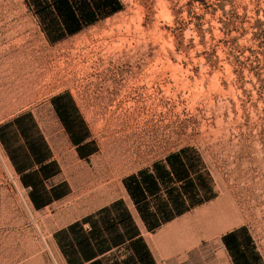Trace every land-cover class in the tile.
<instances>
[{
  "label": "rangeland",
  "instance_id": "rangeland-1",
  "mask_svg": "<svg viewBox=\"0 0 264 264\" xmlns=\"http://www.w3.org/2000/svg\"><path fill=\"white\" fill-rule=\"evenodd\" d=\"M120 1L63 35L47 32L33 0H0V124L33 115L62 167L56 182L72 183L66 200L34 211L0 145V258L57 264L59 213L90 215L125 195L127 176L186 151L206 200L175 240L219 242L245 227L264 264V0ZM57 97L73 103L70 133L90 157Z\"/></svg>",
  "mask_w": 264,
  "mask_h": 264
},
{
  "label": "crops",
  "instance_id": "crops-1",
  "mask_svg": "<svg viewBox=\"0 0 264 264\" xmlns=\"http://www.w3.org/2000/svg\"><path fill=\"white\" fill-rule=\"evenodd\" d=\"M68 1L69 8L76 14V25L88 27L89 19H96L97 23L116 14L108 16L109 7L98 8L97 0H88V13L79 17L78 4ZM33 2L48 28L47 32L69 34L55 6L50 8L52 13L46 15L48 9L40 12V0ZM53 101V109L69 131L67 133L80 157H90L86 140L70 133L76 112L69 114V99L59 103ZM21 127L28 130L26 137L21 136ZM0 129H4L0 145L19 176L21 186L29 189L27 199L31 208L43 212L66 200L71 195L72 183L66 177V180L56 182L57 178L64 176L62 167L35 117L29 113L19 115L1 123ZM188 164L181 152L170 154L127 176L123 180L125 195L98 211L74 218L67 212L59 213L52 221L50 234L57 264H263L245 227L224 233L219 242L204 244L175 240L181 239L178 235L184 229L178 220L205 203L189 206V181L194 179ZM195 186L198 189L197 184ZM193 230L203 235L204 231L199 232L197 227ZM0 264H29V261L24 258L13 260L10 254L8 258H0Z\"/></svg>",
  "mask_w": 264,
  "mask_h": 264
},
{
  "label": "trees",
  "instance_id": "trees-1",
  "mask_svg": "<svg viewBox=\"0 0 264 264\" xmlns=\"http://www.w3.org/2000/svg\"><path fill=\"white\" fill-rule=\"evenodd\" d=\"M95 1V0H92ZM73 3L78 4V12L79 17H81L82 14L88 13L87 9L89 7L88 0H72ZM95 4L99 7L107 8L109 7V11L106 13L108 16H111L112 14H115L123 9L121 3L119 0H97L95 1ZM52 6H55L58 10L59 15L61 16V20L64 24V26L67 27L69 34H76L81 29L84 28V26L76 25V14L75 12L69 8V1L68 0H40V12H45L48 9V13L46 15H50L52 12L50 11V8ZM83 16V15H82ZM96 19H89L87 21V25H94L96 24ZM69 28V29H68ZM61 37V36H60ZM78 144V141L75 143ZM186 151H181V154H186ZM189 165V171L191 173L190 164ZM195 172V170H194ZM196 174V173H195ZM196 180L190 179L189 181V206L192 208L193 206L202 204L206 198H205V184L204 179L197 175ZM197 184V187L195 186ZM202 194V195H201Z\"/></svg>",
  "mask_w": 264,
  "mask_h": 264
},
{
  "label": "snow or ice",
  "instance_id": "snow-or-ice-1",
  "mask_svg": "<svg viewBox=\"0 0 264 264\" xmlns=\"http://www.w3.org/2000/svg\"><path fill=\"white\" fill-rule=\"evenodd\" d=\"M66 99V97H58L56 100L53 101V103H59L62 100ZM68 109L70 110V115H74L75 110L72 108V102L69 100L68 104H67ZM26 119L30 120V117H27ZM4 129H0V139H2V133H3ZM27 129L21 127L20 132H21V136L22 137H26L27 136ZM13 139H15V136L13 135Z\"/></svg>",
  "mask_w": 264,
  "mask_h": 264
},
{
  "label": "bare ground",
  "instance_id": "bare-ground-1",
  "mask_svg": "<svg viewBox=\"0 0 264 264\" xmlns=\"http://www.w3.org/2000/svg\"><path fill=\"white\" fill-rule=\"evenodd\" d=\"M3 51L1 52V54L3 55V56H9V55H11L10 54V48L9 47H5L4 49H2ZM20 57L22 58V55L20 54Z\"/></svg>",
  "mask_w": 264,
  "mask_h": 264
},
{
  "label": "built area",
  "instance_id": "built-area-1",
  "mask_svg": "<svg viewBox=\"0 0 264 264\" xmlns=\"http://www.w3.org/2000/svg\"><path fill=\"white\" fill-rule=\"evenodd\" d=\"M29 190V189H28Z\"/></svg>",
  "mask_w": 264,
  "mask_h": 264
}]
</instances>
